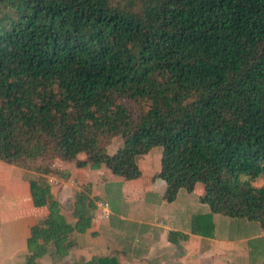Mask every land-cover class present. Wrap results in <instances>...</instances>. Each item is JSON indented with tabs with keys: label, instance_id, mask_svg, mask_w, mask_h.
Returning <instances> with one entry per match:
<instances>
[{
	"label": "trees",
	"instance_id": "1",
	"mask_svg": "<svg viewBox=\"0 0 264 264\" xmlns=\"http://www.w3.org/2000/svg\"><path fill=\"white\" fill-rule=\"evenodd\" d=\"M156 147L167 202L199 183L211 214L264 230V0H0V162L48 211L25 264H66L96 211L83 188L67 220L54 163L130 181Z\"/></svg>",
	"mask_w": 264,
	"mask_h": 264
},
{
	"label": "crops",
	"instance_id": "2",
	"mask_svg": "<svg viewBox=\"0 0 264 264\" xmlns=\"http://www.w3.org/2000/svg\"><path fill=\"white\" fill-rule=\"evenodd\" d=\"M153 151L136 159L141 176L130 181L114 176L103 165L92 170L76 168L75 161L54 163L57 172L47 178L62 211L64 203L72 205L74 194L85 186L95 206L107 203L109 211L107 219H95L96 208L90 228L76 236L75 248L62 262L94 264L113 258L118 264H264V230L255 222L211 214L199 200L202 184L191 192L179 190L173 202L165 200L166 183L156 176L162 152ZM152 160L157 164L151 165ZM8 175L4 183L1 178ZM34 175L28 171L26 179L25 170L0 162V210L5 209L3 200L11 202V211L32 207L28 180ZM21 185L26 188L23 202ZM34 214L2 223L0 264H25L30 227L48 212L39 218ZM67 220L72 221L71 211ZM251 228L252 233L243 234Z\"/></svg>",
	"mask_w": 264,
	"mask_h": 264
},
{
	"label": "rangeland",
	"instance_id": "3",
	"mask_svg": "<svg viewBox=\"0 0 264 264\" xmlns=\"http://www.w3.org/2000/svg\"><path fill=\"white\" fill-rule=\"evenodd\" d=\"M121 103L129 110V112L132 114V117L136 120L137 118H138V116L140 115V113H142V112H145V111H147V109H148V104H135V103H132V102H129V101H126V100H123V101H121ZM121 145H122V137L121 136H117L116 138H114L113 139V141L111 142V144L109 145V147L107 148V154H113V153H115L116 152V150L119 148V147H121ZM153 152H162V148H160V147H156V148H154V151ZM80 158H84V155L83 154H81L80 156H79ZM137 159V158H136ZM137 163V162H136ZM154 161L152 160L151 161V165H154ZM144 164H147V162L145 161V163ZM157 164V162L155 163V165ZM47 164H44V166H46ZM16 167H18L19 169H21V170H24L23 168H21V167H19V166H16ZM52 170H54V169H52ZM26 171V170H25ZM57 170H55V172H56ZM54 173V172H53ZM35 176V175H34ZM36 176L38 177L39 176V174L37 173L36 174ZM3 178V179H2ZM1 178V180H3L4 181V183H6V181H7V178H10V176L8 175V176H4V177H2ZM26 179L28 178V171H26V177H25ZM13 178H11V180H12ZM263 183L262 182H259V183H256V185L257 186H260V185H262ZM201 185V184H200ZM202 186V185H201ZM10 187V189H11V186H9ZM85 188L87 189V191L89 190V188L87 187V186H85ZM25 192H26V188H25V186L24 185H21V190H20V198H21V200H22V202H23V199H24V197H25ZM0 197H1V191H0ZM14 201V200H13ZM0 202H2V199H0ZM3 202H4V208L5 209H3V210H0V226L2 227L3 225H5V224H2V223H4V222H6L7 220H9V219H11L12 217H27L28 218V216L29 215H31L32 213H35L34 215H35V217L36 218H39L41 215H42V213L44 214V212L46 213V212H48L47 211V208H45V207H41V208H37V207H34L33 205H32V207L29 205V207H27V209L23 206L22 207V210L20 211V212H16V211H11L10 210V204H11V202H8L7 200L6 201H4L3 200ZM7 203H9V205L7 204ZM64 206H65V208L63 209V212H64V214H65V216L68 218H70V211H71V208H72V205L71 204H69V205H67L66 203H64ZM35 208H37V209H35ZM36 210V211H35ZM253 224H255V223H253ZM252 231H253V229L251 228V229H249V230H245V232H243V234L244 235H246V234H248V233H252ZM232 234H238V231L237 232H235V231H233L232 232ZM49 260L48 259H46L45 261H43V264H51V262H48ZM59 263V262H58ZM54 264H56V263H54Z\"/></svg>",
	"mask_w": 264,
	"mask_h": 264
},
{
	"label": "built area",
	"instance_id": "4",
	"mask_svg": "<svg viewBox=\"0 0 264 264\" xmlns=\"http://www.w3.org/2000/svg\"><path fill=\"white\" fill-rule=\"evenodd\" d=\"M99 213L96 215L95 219H107L109 216L107 203L99 202L96 205Z\"/></svg>",
	"mask_w": 264,
	"mask_h": 264
}]
</instances>
